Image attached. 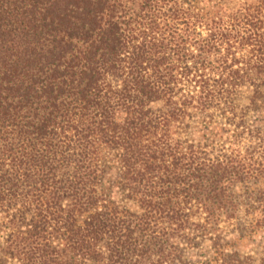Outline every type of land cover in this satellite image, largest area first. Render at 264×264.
<instances>
[{"label": "trees", "instance_id": "obj_1", "mask_svg": "<svg viewBox=\"0 0 264 264\" xmlns=\"http://www.w3.org/2000/svg\"><path fill=\"white\" fill-rule=\"evenodd\" d=\"M0 264H264V0H0Z\"/></svg>", "mask_w": 264, "mask_h": 264}, {"label": "rangeland", "instance_id": "obj_2", "mask_svg": "<svg viewBox=\"0 0 264 264\" xmlns=\"http://www.w3.org/2000/svg\"><path fill=\"white\" fill-rule=\"evenodd\" d=\"M255 114H256L257 117H260V115H262L260 111H258V112L255 113ZM242 244H243V246H244L245 244H247V242L244 241ZM239 246H240V245H239Z\"/></svg>", "mask_w": 264, "mask_h": 264}]
</instances>
